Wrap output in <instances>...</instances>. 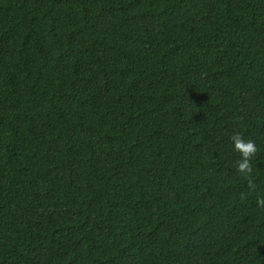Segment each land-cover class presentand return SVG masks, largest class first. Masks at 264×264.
Returning a JSON list of instances; mask_svg holds the SVG:
<instances>
[{"label": "trees", "instance_id": "obj_1", "mask_svg": "<svg viewBox=\"0 0 264 264\" xmlns=\"http://www.w3.org/2000/svg\"><path fill=\"white\" fill-rule=\"evenodd\" d=\"M260 195L264 0H0V264H264Z\"/></svg>", "mask_w": 264, "mask_h": 264}, {"label": "clouds", "instance_id": "obj_2", "mask_svg": "<svg viewBox=\"0 0 264 264\" xmlns=\"http://www.w3.org/2000/svg\"><path fill=\"white\" fill-rule=\"evenodd\" d=\"M230 140L233 143L234 150L240 154V160L236 166L238 173L247 178V188L250 191L256 190V183L252 178L253 174V158L256 157L258 146L251 140H245L239 132H234ZM256 204L260 208H264V195H260L256 199Z\"/></svg>", "mask_w": 264, "mask_h": 264}]
</instances>
